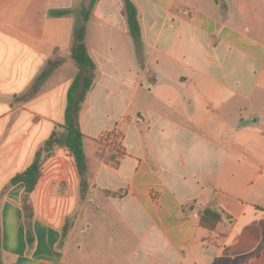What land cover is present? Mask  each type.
I'll list each match as a JSON object with an SVG mask.
<instances>
[{"label": "crops", "instance_id": "1", "mask_svg": "<svg viewBox=\"0 0 264 264\" xmlns=\"http://www.w3.org/2000/svg\"><path fill=\"white\" fill-rule=\"evenodd\" d=\"M132 1L139 45L124 0H98L87 24L90 191L57 146L28 212L10 183L66 123L91 0H0V264H264V0Z\"/></svg>", "mask_w": 264, "mask_h": 264}, {"label": "trees", "instance_id": "2", "mask_svg": "<svg viewBox=\"0 0 264 264\" xmlns=\"http://www.w3.org/2000/svg\"><path fill=\"white\" fill-rule=\"evenodd\" d=\"M97 2L98 0H91L90 5L85 7L81 12V18L75 28L74 44L72 47V59H74L77 65H79L81 68H87L92 72L96 69V64L89 54L85 36L88 21ZM124 4L130 34L139 45L141 42V25L138 9L132 0H124ZM58 64V62L50 63L49 67L45 69L42 75H40L38 78L36 84L32 87V95H35L39 92V87L52 75ZM82 85L83 88L80 92H78V89ZM92 85L93 75H89V77H83L81 73L77 75L69 92L68 104L65 114L66 123L62 127L64 130L63 133L59 134L57 130L54 131L50 139L45 143L44 147L38 151L33 164L26 171L18 174L11 180V185H16L19 183H23L25 185V202L26 210L28 212H31L32 209L31 206L27 205V201H29L30 195L34 192L42 177V168L45 162L43 153L48 152L49 156H52L55 146L65 147L73 156L81 181L80 184L82 196L84 197L89 193L90 184L88 156L84 143L86 135L81 124V113ZM112 152H115V150H112ZM98 155L106 161L111 160L112 165H117L114 157H103L101 153H98ZM63 180H65V178ZM221 221L222 214L217 209L207 208L202 212L201 226L210 231L215 230Z\"/></svg>", "mask_w": 264, "mask_h": 264}, {"label": "rangeland", "instance_id": "3", "mask_svg": "<svg viewBox=\"0 0 264 264\" xmlns=\"http://www.w3.org/2000/svg\"><path fill=\"white\" fill-rule=\"evenodd\" d=\"M81 18V17H80ZM78 69H81V67L78 65ZM82 70V69H81ZM75 73L76 72V69L75 68H73L72 70H71V73ZM83 73H84V77H89V75H92L90 72H89V70H83L82 71ZM94 76H97V73L96 74H94L93 75V83L95 82V80H96V78H94ZM55 79H57V78H55ZM39 90H40V87H39ZM29 96H34V94L32 95V91L30 92V94H29ZM63 128L62 127H58L57 128V132L59 133V134H61V133H63ZM109 135L110 134H108L107 136H105L103 139H108L109 138ZM57 146H55L54 147V149L56 148ZM54 149H53V151H54ZM43 157L45 158V160L46 159H48L49 157H51V156H49V154H48V152H44L43 153ZM80 196L82 197V198H85V196L83 197L82 196V191H81V186H80ZM73 223H71V220H69L68 222H67V229H66V234L68 233V231L71 229L72 230V228H73Z\"/></svg>", "mask_w": 264, "mask_h": 264}]
</instances>
